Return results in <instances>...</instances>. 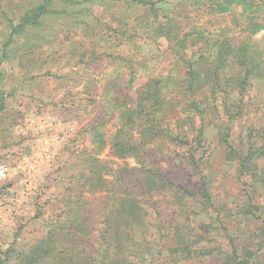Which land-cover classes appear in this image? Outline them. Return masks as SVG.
<instances>
[{
    "label": "rangeland",
    "instance_id": "374dc122",
    "mask_svg": "<svg viewBox=\"0 0 264 264\" xmlns=\"http://www.w3.org/2000/svg\"><path fill=\"white\" fill-rule=\"evenodd\" d=\"M20 1L0 0V264H14L7 250L52 235L73 249L75 264H120L122 253L139 264H219L215 247L231 235L264 264V30L221 18L235 38L230 46L244 43L255 56L240 65L239 53H229L237 64L221 70L213 96L207 103L194 97L201 108H216L209 123L195 119L192 127L194 111L182 96L151 133L146 118L119 110L148 78L165 76L168 53L153 49L155 60L146 57L135 77L134 61L118 55L116 19L127 13L117 0H69L63 16L41 22L47 39L30 38L36 47L29 52L16 34L6 46L4 12L14 17ZM246 2L237 6L248 8ZM251 7L254 18H264V4ZM207 18L198 13L196 20ZM177 124L180 141L166 139V125ZM116 143L134 147L119 152ZM190 145L199 146V167L186 161ZM153 171L172 187L154 192ZM181 186L207 187L208 202L182 197ZM179 244L192 251L172 252ZM198 245L208 253L194 255Z\"/></svg>",
    "mask_w": 264,
    "mask_h": 264
},
{
    "label": "trees",
    "instance_id": "16d2710c",
    "mask_svg": "<svg viewBox=\"0 0 264 264\" xmlns=\"http://www.w3.org/2000/svg\"><path fill=\"white\" fill-rule=\"evenodd\" d=\"M97 1L93 0V4H98ZM156 1L117 0L116 6L114 5L127 13V15H119L116 19V31L119 40L117 46L122 49L118 50V55L120 58L126 56L132 62L134 61L135 66L133 63L132 68L135 77L137 76V66L140 65L141 68L144 60L151 55L149 53H152L153 49L158 52L163 47L164 51L168 53L167 57H169V68L165 76L159 75L156 78H148L142 88L136 91V97L132 104L120 108V115L127 112L132 118H146L150 123V132L158 133L156 127L158 122L168 115L169 110L177 109L180 98L182 100L183 96L187 97L188 106L191 111H194L188 115L189 123L193 127L194 120L199 119L202 123L201 126H204L210 122V118L206 120L205 117L208 113L212 117L216 108L214 106H210L208 109L206 107L201 108L194 97L197 95L205 96L204 99L207 103L208 99L213 96V84L215 86L221 70L225 69L227 64H237V60H229V53H232V59L236 57V53H239L240 58H242L240 65L249 56H255L244 43L238 48L231 47L229 42L234 41L235 38L232 34H227L229 27L221 26L218 22L224 16L232 15V20L234 19L235 23L239 19H243L244 22L249 21L253 25V29L256 27L264 30V18L261 16L254 18L253 14L256 11L252 10L251 7L254 4H264V0H245L249 4L248 8L237 6L239 0H170L172 5L168 8H162V5L170 1ZM20 2L22 5L15 12L14 17L10 16L7 11L4 12L11 27L6 46H10L11 41L14 40L12 35L16 34L24 39L25 49L28 52L36 47L34 42L29 40L30 38L35 36L39 40L47 39L44 37L47 34H41V22L46 17L60 18V14L63 16L72 4L69 0H21ZM156 3L160 5L157 6ZM198 13L207 16V20L203 23L196 20ZM144 47L148 48L146 53ZM124 51L127 52V55L123 54ZM150 58L152 61L155 60L156 56L151 55ZM157 58L161 60L159 55ZM174 117H179L178 112ZM177 121L178 119L175 120L176 123H178ZM179 127L180 125L177 124L174 128L168 129L166 125V129H164L166 130V139L179 140L180 136L183 135L179 133L181 132ZM115 147L120 152L125 148L131 149L134 146L123 145L122 147L121 144L116 143ZM197 147L193 148L190 145L188 149L189 157L186 161L193 167H199L201 158V155L197 157ZM152 175L155 185L154 192L162 193L165 192L166 188L172 187V183L162 174L153 171ZM179 190L182 197H187L202 206L208 202L207 187H203L202 190H193L181 186ZM61 222L59 219L56 221L59 224ZM59 224L55 227H59ZM259 228L261 237L264 239V220L261 221ZM64 237L70 241L73 233L64 234ZM57 245H64V247L60 249ZM68 247L67 242H63L62 239L57 240L52 235L50 238H46L44 243L35 244L25 250L9 249L7 250V257L14 256V264H41L45 258H50L53 264H62L60 260L65 256V252H69L66 254L68 261L65 264H75L72 257L73 249ZM206 249L207 247L198 245L192 253L194 255H206L208 253ZM215 249L217 256H219V264H258L254 256L236 242L233 235L226 237L223 243L216 246ZM184 251L190 253L192 250L183 244L172 249V252L176 253H183ZM134 253L136 256L142 257L141 253L138 254L137 249ZM128 257V254L122 253L120 264H139L138 261L134 262ZM140 264H144V261Z\"/></svg>",
    "mask_w": 264,
    "mask_h": 264
}]
</instances>
